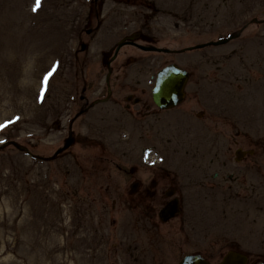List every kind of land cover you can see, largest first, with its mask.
Returning a JSON list of instances; mask_svg holds the SVG:
<instances>
[{"label":"rangeland","instance_id":"374dc122","mask_svg":"<svg viewBox=\"0 0 264 264\" xmlns=\"http://www.w3.org/2000/svg\"><path fill=\"white\" fill-rule=\"evenodd\" d=\"M132 35L170 53L124 47L110 73ZM0 54V264H179L195 254L216 264L229 251L264 262V0H0ZM170 65L190 73L185 102L146 120L126 110L129 95L151 102ZM196 102L230 123L228 167L237 148L259 144L260 208L203 201L197 176L178 178L196 170L186 154ZM203 140L209 162L213 139ZM153 152L164 157L165 188L185 195L166 224L158 213L168 199L148 201L143 184L132 191L147 183Z\"/></svg>","mask_w":264,"mask_h":264},{"label":"flooded vegetation","instance_id":"af4514ba","mask_svg":"<svg viewBox=\"0 0 264 264\" xmlns=\"http://www.w3.org/2000/svg\"><path fill=\"white\" fill-rule=\"evenodd\" d=\"M135 41L132 42L131 44H128L125 47L141 50L138 47L139 44H137ZM150 53L161 54L164 52L154 51ZM117 55H115V57L111 62H108L107 67L110 73L113 72V69L116 67L115 59ZM137 64H140V60L135 58L132 61L130 60L127 61L125 65L135 66ZM138 85H140V82H138ZM220 87H221L220 85L213 84L211 88L205 89V93L207 90V95H208L207 99H210V97L213 99L212 96H214L215 94L214 91H217L218 88ZM148 88L150 89V86H148ZM233 89L237 90L239 88L234 87ZM152 92L153 89L151 91V95ZM198 92L197 95H200V93ZM126 99L127 102H129V105L126 106V110L134 111L136 113L137 118L139 119L141 118L142 120H146L159 113L166 114L167 112H169V111L161 110L154 103L153 95L151 102L147 101V99L144 98H136L133 95H129ZM206 103L208 105H213L208 103L207 101ZM200 105L201 103L196 102V104H193L192 106L193 116H194L193 118L195 119V121L192 124V131L194 136L197 138L196 145L194 146L195 149L193 152H191L192 155L190 152L186 153L188 157L196 158L197 162L193 161V163L196 165V168H194L196 170H194L193 173L182 172L181 173L182 175L178 178L180 180L183 179L185 180L186 175L192 174L194 177L197 176L196 179H193L192 184L197 185L199 189H201L199 190L200 193L198 191L197 194L201 195L203 201L210 202L216 200L217 202H222V206H224L226 203L228 204L229 202H248L251 203V205L252 204L254 205V209L260 208L263 200H262V180L260 179L262 162H261V154L258 151L259 144H256L255 142V146H252V142H249L250 145L249 147L243 146L237 148L234 152L235 156H234L233 166L228 167V164H232L230 161V153H231L230 137H232L230 133V123L227 120L226 115H221L220 114L221 112L219 113L218 111L216 112L215 110H213L212 114H210L208 113V108H201ZM137 106H141L142 110L140 109L136 110L135 108ZM155 126L148 124V129H146V132L148 134H151L152 132H154ZM241 133H246V132L242 131ZM239 136H241V134ZM201 137H209L213 139L212 140L213 157L209 162H204L205 159L203 152L204 147L202 145H205V142L204 140L201 141ZM216 138L218 139L217 141L214 140ZM220 156L223 160L221 164L218 165L219 167L223 168L224 172L221 173V176L218 173L212 175L211 170L216 165L215 159L219 158ZM151 157H152L151 159H146L145 161L146 168L144 170V173L146 176L147 183L136 182L132 186V191L133 192L138 191L143 184L144 187L143 195L146 196L148 201H160L163 199H168L167 204L163 208H165L172 201H177L179 204L180 211L174 218L176 219L183 213V201L185 200V195L183 194V191L179 188V185H176L175 188H170V189L165 188V180L167 174H166L164 157L161 155V153L155 154V152L151 154ZM117 167L119 169H122V167H120L119 164L117 165ZM215 190H219L220 193L215 194L214 193ZM195 200H200V199L195 197ZM162 209L158 213L159 221H160V213ZM152 211L151 209H149V213H148L149 215H151V217H149L151 221H153L157 217L154 209ZM256 219L255 220L259 223L258 220L259 218L256 217ZM259 231L261 232V227ZM260 237L258 238L259 242H261ZM257 243L258 240L251 244L258 245ZM227 244L241 245L240 242H231L230 240L227 241ZM259 244L261 245L262 243ZM222 260L223 258L221 259L220 262H222ZM220 262L216 264H219ZM261 263L264 262H256L249 260L247 264H261Z\"/></svg>","mask_w":264,"mask_h":264},{"label":"water","instance_id":"95a60500","mask_svg":"<svg viewBox=\"0 0 264 264\" xmlns=\"http://www.w3.org/2000/svg\"><path fill=\"white\" fill-rule=\"evenodd\" d=\"M98 1V0H96ZM132 37L131 39H135ZM128 43H122L118 50ZM219 44V43H218ZM143 51H154L155 49L140 47ZM85 46H82V50ZM189 80V74L175 65H170L158 73L153 98L155 104L162 110H169L181 104L185 98V87ZM72 143V139L67 141L64 149H67ZM58 152L57 154H60ZM178 213V203L172 202L160 213L163 222L174 218ZM247 258L237 255L234 252L229 253L221 264H245ZM180 264H208L201 256H188Z\"/></svg>","mask_w":264,"mask_h":264},{"label":"bare ground","instance_id":"6f19581e","mask_svg":"<svg viewBox=\"0 0 264 264\" xmlns=\"http://www.w3.org/2000/svg\"><path fill=\"white\" fill-rule=\"evenodd\" d=\"M9 16H11L12 18H15L17 16V13L9 12ZM37 49H38V47H37ZM5 52H7V50ZM9 52H11V55H13V52L11 50ZM0 59H1V54H0Z\"/></svg>","mask_w":264,"mask_h":264}]
</instances>
